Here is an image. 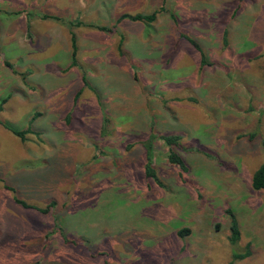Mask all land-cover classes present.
Wrapping results in <instances>:
<instances>
[{
    "label": "rangeland",
    "instance_id": "374dc122",
    "mask_svg": "<svg viewBox=\"0 0 264 264\" xmlns=\"http://www.w3.org/2000/svg\"><path fill=\"white\" fill-rule=\"evenodd\" d=\"M9 1L31 27L0 23V264H264V0Z\"/></svg>",
    "mask_w": 264,
    "mask_h": 264
},
{
    "label": "trees",
    "instance_id": "16d2710c",
    "mask_svg": "<svg viewBox=\"0 0 264 264\" xmlns=\"http://www.w3.org/2000/svg\"><path fill=\"white\" fill-rule=\"evenodd\" d=\"M157 13H137V14H124L121 19L124 18H130L132 20H143L147 22H152L156 19ZM45 18L49 17V15H44ZM72 47L74 51H77V43H76V36L75 33H72ZM204 57V55H203ZM8 127L9 130H11L14 134L24 137L26 132L30 131L31 129H28L27 131H20L14 127H11L10 125H5ZM157 138V135L155 133H152L151 136L148 138V142L143 144V146L146 148V154H147V163H146V172L150 177H153L154 179H158L157 173L153 169V148H154V142ZM162 138L165 140L167 145L170 147V153H169V160L172 163L179 164L181 166H184V161L181 155L177 152V149L181 146V136L180 135H163ZM252 185L255 190H263L264 189V161L260 164V166L256 169V171L253 174V180ZM12 189V188H11ZM17 202L21 203L22 205L29 207V205L19 199L15 198ZM55 203L51 204L50 206H53ZM50 209V208H49ZM43 212H48V209H40ZM231 235H230V241L232 244H236L240 238H241V230L239 226L238 219L234 212L231 213ZM185 233H188V229L184 228L179 230L180 235H184ZM248 255V253L243 254H236L237 257Z\"/></svg>",
    "mask_w": 264,
    "mask_h": 264
},
{
    "label": "crops",
    "instance_id": "0c3cea01",
    "mask_svg": "<svg viewBox=\"0 0 264 264\" xmlns=\"http://www.w3.org/2000/svg\"><path fill=\"white\" fill-rule=\"evenodd\" d=\"M8 3L11 4V6H13V7L17 6V10L21 11V0H10ZM10 16H11V18L4 19L0 23L5 24L4 25L5 33L7 34V36H10V38L8 39V42H12L13 44L21 45L22 34H23L22 28L24 26H27L28 28L31 27L30 19H28L27 17H26V19H23L22 14L21 15L19 14L18 16H13V15H10ZM11 29H13V30L10 31ZM1 38H2V36L0 35V40H1ZM2 40H4V39H2ZM20 52H21L20 50L17 51V53H20ZM23 75H25V76H23ZM21 76L24 79L28 78V76L26 74H22V72H21ZM45 88L49 91V85H46ZM43 90H44V88H43ZM5 101H6V99L3 100V102H5ZM2 104L3 103L0 104V110H2Z\"/></svg>",
    "mask_w": 264,
    "mask_h": 264
}]
</instances>
